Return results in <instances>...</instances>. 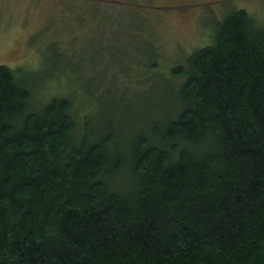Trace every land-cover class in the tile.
I'll use <instances>...</instances> for the list:
<instances>
[{"label": "trees", "instance_id": "obj_1", "mask_svg": "<svg viewBox=\"0 0 264 264\" xmlns=\"http://www.w3.org/2000/svg\"><path fill=\"white\" fill-rule=\"evenodd\" d=\"M216 28L126 155L112 123L73 141L67 98L32 112L0 65V264H264V27L241 9Z\"/></svg>", "mask_w": 264, "mask_h": 264}, {"label": "rangeland", "instance_id": "obj_2", "mask_svg": "<svg viewBox=\"0 0 264 264\" xmlns=\"http://www.w3.org/2000/svg\"><path fill=\"white\" fill-rule=\"evenodd\" d=\"M241 9L264 27V0H0V65L29 87L32 112L67 98L73 141L85 125L93 134L112 123L113 148L126 155L137 133L150 138L177 108L172 68ZM126 172L104 178L110 190L124 189Z\"/></svg>", "mask_w": 264, "mask_h": 264}]
</instances>
